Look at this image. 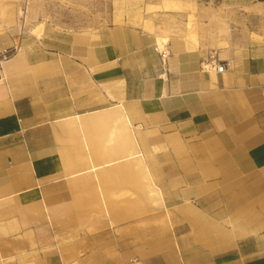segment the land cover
<instances>
[{
	"label": "crops",
	"instance_id": "obj_1",
	"mask_svg": "<svg viewBox=\"0 0 264 264\" xmlns=\"http://www.w3.org/2000/svg\"><path fill=\"white\" fill-rule=\"evenodd\" d=\"M20 4L0 0V48ZM148 5L228 27L157 31ZM24 29L0 70V264H264V0H110Z\"/></svg>",
	"mask_w": 264,
	"mask_h": 264
},
{
	"label": "rangeland",
	"instance_id": "obj_2",
	"mask_svg": "<svg viewBox=\"0 0 264 264\" xmlns=\"http://www.w3.org/2000/svg\"><path fill=\"white\" fill-rule=\"evenodd\" d=\"M108 1L110 0H20L21 4L23 2V7L20 4L18 16H20L24 5H27L29 8L27 11L26 7L27 14L39 17L80 19L95 15L98 20H102L106 17ZM92 4L95 5L94 8H92ZM155 9L158 8L148 5L146 7L147 15L157 19L154 29L165 33L182 32L178 34H183L187 38L190 36V39L196 38L198 34L218 37L223 36L228 27V24H224L225 15L220 20L218 9L207 10L204 13L201 6H193L188 14L186 9L173 8L168 10L175 12L165 15L159 14Z\"/></svg>",
	"mask_w": 264,
	"mask_h": 264
},
{
	"label": "built area",
	"instance_id": "obj_3",
	"mask_svg": "<svg viewBox=\"0 0 264 264\" xmlns=\"http://www.w3.org/2000/svg\"><path fill=\"white\" fill-rule=\"evenodd\" d=\"M24 18H25V5L19 16L20 21H19L18 32L15 36V39L13 40V43L11 45L3 46L0 48V70H1V64L6 60H8L13 55H15L21 49L22 35L25 31ZM201 65L203 68L213 69L216 71H221L225 67V64L221 62L214 55H209L207 59L202 60ZM0 78H1V72H0Z\"/></svg>",
	"mask_w": 264,
	"mask_h": 264
},
{
	"label": "bare ground",
	"instance_id": "obj_4",
	"mask_svg": "<svg viewBox=\"0 0 264 264\" xmlns=\"http://www.w3.org/2000/svg\"><path fill=\"white\" fill-rule=\"evenodd\" d=\"M166 39V36H162V37H158L157 40H158V44L161 45L162 42Z\"/></svg>",
	"mask_w": 264,
	"mask_h": 264
}]
</instances>
